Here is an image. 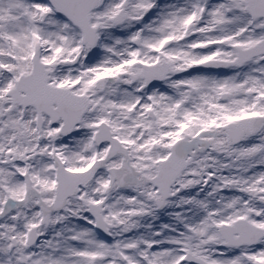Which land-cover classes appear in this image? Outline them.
<instances>
[{
	"label": "snow or ice",
	"instance_id": "obj_1",
	"mask_svg": "<svg viewBox=\"0 0 264 264\" xmlns=\"http://www.w3.org/2000/svg\"><path fill=\"white\" fill-rule=\"evenodd\" d=\"M0 264H264V0H0Z\"/></svg>",
	"mask_w": 264,
	"mask_h": 264
}]
</instances>
